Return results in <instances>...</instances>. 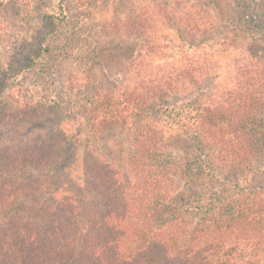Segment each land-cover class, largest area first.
<instances>
[{
  "label": "rangeland",
  "instance_id": "obj_1",
  "mask_svg": "<svg viewBox=\"0 0 264 264\" xmlns=\"http://www.w3.org/2000/svg\"><path fill=\"white\" fill-rule=\"evenodd\" d=\"M60 3L0 0V163L50 153L44 166H0V186L19 184L2 220L43 225L52 203L54 211L58 198L71 197L86 231L95 195L86 182L85 158L94 151L96 159L127 173L140 127L149 124L165 134V149L149 163L170 174L167 204L120 258L141 255L140 264H264V245L254 250L258 240L264 242V103L258 121L242 125L252 156L240 166L212 153L194 122L174 108L215 103L219 92L236 84L240 68H264V0H63L64 11ZM172 9H183V16L167 15ZM136 11L148 12L156 24L151 31L167 33L171 42L148 43L149 32L130 35L125 22ZM62 12L65 19L58 21ZM193 58L205 75L189 91L143 108L130 122L93 128L94 114L109 113V95L125 101V91L148 82L145 74L157 79L148 82L155 86ZM32 59L37 64L30 68ZM31 182L36 188H20Z\"/></svg>",
  "mask_w": 264,
  "mask_h": 264
},
{
  "label": "trees",
  "instance_id": "obj_2",
  "mask_svg": "<svg viewBox=\"0 0 264 264\" xmlns=\"http://www.w3.org/2000/svg\"><path fill=\"white\" fill-rule=\"evenodd\" d=\"M59 1L61 11H64L63 0ZM172 11V14L167 15H172L174 19L183 16V9L180 12L174 9ZM147 15L148 12L136 11L134 16L125 22L127 32L135 37H147V33H151L148 43L155 39L168 40L170 36L167 33L161 36L158 31H151L156 24L153 23V18L151 16L147 18ZM55 18L63 21L65 14ZM195 28L194 26L192 30ZM169 42L171 40H168ZM154 49L157 50L156 46L152 47L150 52H154ZM194 59L196 58H193L190 61L192 63L177 75L159 78L160 82H156L155 86L148 85V82L157 79L153 80L155 77L145 74L149 78L144 79L148 81L144 83L147 85L141 84L135 91H125V101L121 96L118 98L115 94L109 95L107 99L109 113L94 114L91 125L100 131L109 125L130 122L136 115H142L143 108H155L158 101L171 96L179 97L183 89L189 91L191 85L200 82L202 75H205L203 73L205 68H200L198 66L200 61L197 59L193 61ZM36 64V60L32 59L30 68ZM252 66L239 69L240 78H234L236 84L233 82L231 87L215 96L219 102L214 103L210 99L206 106L197 105L192 110L182 105L174 107L179 112L178 116L183 115V118L194 122L203 140L211 147L212 153L238 166L246 165L252 156L250 135L243 126L258 121L257 114L264 103V68L255 65L253 69ZM156 127L149 124L140 127L141 133L136 139L135 151L128 164L127 173L121 172L106 161L96 159L92 154L94 151L88 153L84 173L89 191L94 192L95 198L92 199L93 211L88 219L86 231L81 228L77 206L71 197L58 198L54 211L52 203L48 212L46 211L47 220L43 225L34 222L3 221V214L15 204L16 200L12 193L19 184L13 187L9 181L2 183L0 264H140L141 255L131 261L126 257L123 259L120 257L122 251L128 250L132 239L137 241L139 232L150 226L159 207L167 204L168 195L165 196V193L170 174H164L159 167L149 163V157L165 149L163 146L165 134L162 133L163 130L156 131ZM55 143L57 147L59 142L55 140ZM51 154L59 157L57 150H53ZM49 155V152L34 157L27 154L22 161L11 164L3 161L0 166L3 167L6 163L10 165L11 170L20 168L27 170L28 166H44L49 160L46 156ZM30 184L20 188L31 190L37 186L34 182ZM263 243L258 240L254 250L262 249ZM138 254L140 252L134 256ZM245 264H258V261L253 263L248 260Z\"/></svg>",
  "mask_w": 264,
  "mask_h": 264
}]
</instances>
